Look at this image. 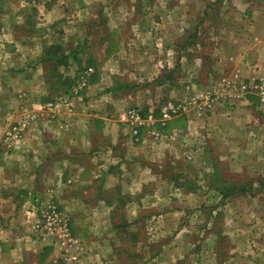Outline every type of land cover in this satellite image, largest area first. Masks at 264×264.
Here are the masks:
<instances>
[{"label": "rangeland", "instance_id": "obj_1", "mask_svg": "<svg viewBox=\"0 0 264 264\" xmlns=\"http://www.w3.org/2000/svg\"><path fill=\"white\" fill-rule=\"evenodd\" d=\"M103 8L112 15L102 13L99 22L93 21L91 12L100 14ZM0 9V77H8L7 70L12 78L5 80L6 89L0 85V156L21 152L37 136L39 122L69 133L77 123L104 113L119 134L144 146L135 156L159 178L149 188L155 190L152 197L143 199L154 203L156 218L141 226L128 221L131 215L118 214L120 207L112 215L114 208L97 202L93 208L83 206L90 214L77 209L80 213L71 215L53 198L33 199L30 206L38 216V202H50L70 231L71 218L89 228L86 236L71 232L82 250L69 264H87L83 256L88 264H264V99L250 90L264 82V0H0ZM9 12L17 15L9 17ZM53 34L59 35L61 51L74 48L78 40L84 41V50L79 51L80 65L72 60L58 68L75 81L66 93L73 111L51 118L38 106L62 93L47 88L39 95L37 79L24 75L34 69L31 60L39 55L40 40L52 42ZM232 79L248 84L244 99L224 95L200 115L190 111L156 123L157 138L142 130L135 140L126 122L117 121L130 107L146 113L167 99L186 98L187 81L192 95L204 100L202 93ZM18 123L25 124L21 135H8ZM104 132L96 128L95 136ZM213 170L227 185H245L244 190L228 196L217 192L229 186H217ZM91 191L104 202L113 197L98 187ZM120 197L128 199L125 192ZM107 211L109 219L102 223L98 218ZM30 226L53 241L56 262L68 264L55 238Z\"/></svg>", "mask_w": 264, "mask_h": 264}, {"label": "crops", "instance_id": "obj_2", "mask_svg": "<svg viewBox=\"0 0 264 264\" xmlns=\"http://www.w3.org/2000/svg\"><path fill=\"white\" fill-rule=\"evenodd\" d=\"M16 9L20 12L18 8ZM102 13L112 15L113 11L108 12L103 8L100 14L91 12L90 16H94L93 21L99 22V15ZM2 14L4 12L0 9V15ZM5 14L8 13L5 11ZM15 14L9 12V17ZM12 26L17 27L15 22H12ZM51 28L55 29V26ZM52 36L55 37L54 34ZM58 36L48 43L45 40L42 42V39L40 42L37 40L43 44L38 57L31 60L34 69L30 75H24L28 80L32 75L37 79L39 95L44 94L48 86L43 79L45 73L43 65L38 59L44 45L61 44ZM20 39L18 42L22 44L23 38ZM80 42L76 41L77 44L84 45V41ZM9 71L12 72V69ZM6 74L8 77L5 75L0 77V85L3 83L1 86L5 89V83L12 80L7 70ZM109 107L111 108V105ZM91 109L93 111V108ZM75 113H77L76 109ZM120 113L117 121H122ZM44 124L39 122L40 130L37 131V136L31 138L27 145L22 146L21 152L11 153L12 157L4 153L0 156V264H55L58 259L57 247L50 237L39 236L30 228L37 216V209L33 205L30 206V203L37 197L44 200L53 198V201H57L60 206L67 207L71 215L80 213L77 212L79 209L84 210L85 214H90V211L83 206L89 205L93 208L98 202L101 206V203H104L107 208H111L109 211L115 209L112 215L117 212V207H120L121 213L118 214L123 217L131 215L128 221L139 223L140 226L142 223H151L156 218L155 212H152L154 203L147 205L143 199L152 197L155 191L153 188L159 178L154 170L135 156V153L143 151V145L119 134L115 123L104 113L102 115L97 113L83 123H77L69 133L56 132L53 127ZM170 124L166 127L169 131L163 132L165 135L171 131ZM123 125L125 126V123ZM107 127L111 128L109 132L106 130ZM96 128L104 129L102 137L95 136ZM82 132L84 135H81ZM147 153L152 155L154 150L150 149ZM150 186H153L152 190L149 189ZM97 187L104 193L112 192V201L104 202L98 199L91 191L92 189L96 191ZM88 191L92 192V195L87 196ZM120 192H125L128 199H122ZM104 193L102 197L106 196ZM123 203L126 204L125 208ZM128 206L131 210H126ZM109 211L102 214L98 220L102 223L107 222ZM81 216L89 217V215ZM70 221L71 232L75 234V231L79 230L80 234L86 236L88 227L77 224L79 223L77 219L71 218ZM82 260L87 264L90 261L85 256Z\"/></svg>", "mask_w": 264, "mask_h": 264}, {"label": "built area", "instance_id": "obj_3", "mask_svg": "<svg viewBox=\"0 0 264 264\" xmlns=\"http://www.w3.org/2000/svg\"><path fill=\"white\" fill-rule=\"evenodd\" d=\"M83 83L84 82H82V85ZM82 85L80 84L78 89H81ZM183 88L187 93V97L180 101L167 99L159 106H155L154 109L150 108L146 113H143L135 107H130L126 111L120 113L121 119L126 122L125 124L135 140L138 139L139 133L142 130H147V134L153 138L159 137L160 133L153 129L156 123L164 124L174 117L187 115L190 111L200 115L210 107V101H218L224 95H226L225 97L235 96L238 99H244L249 90L248 84L237 79L223 80V83H220L218 88L213 89V91L202 93L201 95L204 100H199L200 97H194V95H192L193 86L190 81H187ZM251 89L259 95L261 100L264 99V82L252 86L250 90ZM75 92H77V90H75ZM38 107L40 110H44L51 118L60 113H71L74 108L73 101L69 96H66V94H62L54 100ZM24 127V123L14 124L11 126L8 135L17 138L21 135V131ZM59 128L66 130L67 125L59 124ZM38 204L41 211L39 216L37 215L39 218L35 219L33 222V228L55 238L56 244L60 250V257L63 261L68 264L76 262L77 254L75 252H80L82 248L76 237L71 233L61 212L50 202L44 203L39 201ZM72 249L73 252L71 251Z\"/></svg>", "mask_w": 264, "mask_h": 264}, {"label": "trees", "instance_id": "obj_4", "mask_svg": "<svg viewBox=\"0 0 264 264\" xmlns=\"http://www.w3.org/2000/svg\"><path fill=\"white\" fill-rule=\"evenodd\" d=\"M60 45L61 44L58 43L55 44L51 43L49 45L47 44L44 45L42 47L38 60L43 65V69L45 72L43 75V79L45 80V83L48 86V88L51 89L52 91L56 90V92H61L62 94H66L67 90H69V88L74 85L75 81L73 78L69 79L63 77L62 73L59 72L58 68L60 66L67 67L72 60L76 61V63L80 65V58L78 56L80 54L79 51L84 50L83 49L84 45L77 44L74 48L69 47V49L65 50L64 52L61 51ZM46 64H50V65L48 67H45L44 65ZM114 89L116 88H112V90ZM212 173L214 174V176H216V179L218 180L217 186H222V184H225V186H229V188H225V189L215 188L217 192L222 193L225 196H228L229 193L244 190L245 185H239V186L227 185L223 177L217 176L218 172L213 170ZM261 185L264 186V182L261 181Z\"/></svg>", "mask_w": 264, "mask_h": 264}]
</instances>
